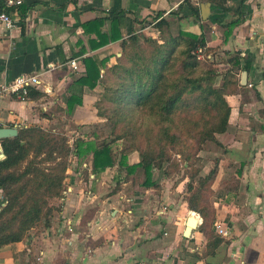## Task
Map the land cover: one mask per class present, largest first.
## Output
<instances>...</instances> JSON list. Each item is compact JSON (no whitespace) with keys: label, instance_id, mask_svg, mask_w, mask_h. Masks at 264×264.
Returning <instances> with one entry per match:
<instances>
[{"label":"crops","instance_id":"obj_1","mask_svg":"<svg viewBox=\"0 0 264 264\" xmlns=\"http://www.w3.org/2000/svg\"><path fill=\"white\" fill-rule=\"evenodd\" d=\"M113 1L22 0L11 10L15 27L0 25V87L21 75H38L40 85L31 89L43 96L23 100L0 93V129L40 126L69 133L78 126L104 123L96 116V98L87 91L82 105L71 111L67 99L83 58H109L113 64L111 57L121 55L118 42L95 48L97 28H83L105 17ZM120 1L126 12L123 38L130 30H147L150 25L145 28L143 23L152 19L153 26L162 14L174 35L204 34L211 67L232 71L238 80L235 91L225 96L230 107L227 129L216 135L218 147L214 143L207 149L219 162L217 177H234L239 185L237 193L219 189L223 196L214 205L216 224L227 230L221 236L224 242L203 255L206 241L197 228L183 237L187 219H197V214L189 210L181 191L158 182L159 188L135 185L139 169L111 187L115 168L94 174L89 157L81 165L87 179L84 170L69 167L62 197L51 200L61 208L53 214L51 227L33 230L22 242L2 248L0 264H264V0ZM204 3L210 9L206 21L201 18ZM194 8L199 18L193 16ZM109 28L106 21L102 33ZM71 60L80 64L76 73ZM221 80V75L216 78L217 87ZM138 162L133 153L127 156L129 167ZM5 203L0 191V207Z\"/></svg>","mask_w":264,"mask_h":264},{"label":"trees","instance_id":"obj_2","mask_svg":"<svg viewBox=\"0 0 264 264\" xmlns=\"http://www.w3.org/2000/svg\"><path fill=\"white\" fill-rule=\"evenodd\" d=\"M192 11L199 18L196 8ZM161 16L154 18L158 35L154 39L141 37L133 30L122 37L126 12L120 0L113 1L105 17L83 26L85 30L97 28L95 48L118 42L121 55L113 64L109 58H83L67 109L81 106L87 91L96 98V116L110 125L108 135L91 133L69 144L65 135L29 126L19 129L14 138L0 140L4 154L0 161V191L6 202L0 209V250L22 242L38 226L51 227L53 214L61 208L49 201L62 197L71 158L82 161L92 157V172L99 174L116 164L124 167L126 156L132 152L138 154L139 162L128 169V174L136 167L142 169L145 179L140 186L145 189L157 187L152 180L153 170H161L167 163L164 174L170 175L178 166L172 153L179 156L189 168L183 200L201 218L197 231L206 241L203 255L214 253L224 242L213 227L215 211L204 204L205 194L211 193L210 186L217 178L219 162L215 160L197 184L194 180L200 171L193 166L203 144L219 145L216 135L226 131L230 116L225 96L235 91L238 80L232 71L220 73L202 59L209 53L204 34L178 31L174 35ZM106 21L110 28L102 33ZM233 70L238 72L236 67ZM220 75L217 87L215 81ZM42 96L29 89L23 100ZM118 142L124 144L119 154L113 147ZM234 179L238 185L234 177L220 183L227 193V183Z\"/></svg>","mask_w":264,"mask_h":264},{"label":"rangeland","instance_id":"obj_3","mask_svg":"<svg viewBox=\"0 0 264 264\" xmlns=\"http://www.w3.org/2000/svg\"><path fill=\"white\" fill-rule=\"evenodd\" d=\"M152 22H153V20L149 19L143 23V27H145V28L149 25L150 26H149V28L147 27V30L141 31L138 33L141 37L153 38V39L158 37L156 29L154 28V26H151ZM111 58H112V61L115 62V57L112 56ZM202 59L206 60L208 63H210V60L207 59L206 56L205 57L202 56ZM142 119L146 120V118H142ZM102 121H104V123L99 124L97 126L96 125L95 126H88L86 128H83L82 126H78V127L74 128L73 130H70L69 133H67L65 131L63 132L61 130V128H58L57 131H53V129H47V131H53L57 135L67 136L68 142H69V144H71L73 142V140L75 138H77L78 136L90 135L91 133H103L104 136L108 135L110 133V125L105 120H102ZM211 144H214V143L207 142V143L203 144L200 148L198 155H197V160H196L193 167L199 169L200 172H199L198 177L194 180L195 184L198 183L199 178L205 177L208 174L209 170L214 165V159L209 154L211 152V149L207 150L208 148H210L209 145H211ZM123 146H124V144H122L121 142H118L113 147H114L115 151L119 154L118 150L122 149ZM216 147H218L217 144H216ZM203 151L204 152L206 151L207 154H205V156H203L204 158H201L200 155H202ZM132 153L138 157V161H139L138 154L136 152H132ZM132 153H130V154H132ZM130 154H128V155H130ZM119 156L117 158L118 160H119ZM127 156H126V161H125L124 167H119L116 164V166L114 167L115 169L112 170L111 175H115V179H114L111 187H115L118 184V182L121 181L120 177L128 178V176L131 175V174H128V169L130 167L127 165ZM172 157L178 161V166L176 168L172 169L170 175L166 176L164 174V172H165V169L167 168V163L164 164L163 168L161 170H157V169L153 170L152 180L155 184L157 182L163 183V185L167 188L178 189L179 191H181L180 196H183V198H185L187 196L186 190H185V186L187 183L186 176H187V171L189 170V168L186 167V164L183 163L180 160L179 156H177L175 153H172ZM88 160H89L88 158L85 160H82V161L74 159L73 163H70V167L74 168V170L77 172L84 170V174H85V171L87 169L81 168V165L84 162L87 163ZM204 161H206V163L203 164ZM135 166L136 165H133L131 167H135ZM137 169H139V172L135 173V185H137V184L141 185L145 179L143 170L136 167V168H134L132 175L134 174V172H136ZM220 177L219 178L217 177L215 179V181L211 184V186H210L211 193L208 192L207 194H205V201H204V204L206 203L208 205H211V207L215 211V213H216V209L214 207L215 202H218V199L220 198V196H223V194H220L219 189L222 190L224 193L226 192L225 189L220 185V183L225 182L228 179V178L227 179H220ZM84 179H87V174H85ZM157 187L159 188V185ZM226 187H228L230 189V192H234V193H237V191L239 189V185H237L235 183V179L233 181L228 182ZM49 204L52 205L51 200L49 201ZM195 214H197V213H195ZM216 221H217V217H216ZM216 223L217 222H215L213 227L216 225ZM40 229H41V227L38 226L34 230L37 231ZM214 230H215V228H214Z\"/></svg>","mask_w":264,"mask_h":264},{"label":"built area","instance_id":"obj_4","mask_svg":"<svg viewBox=\"0 0 264 264\" xmlns=\"http://www.w3.org/2000/svg\"><path fill=\"white\" fill-rule=\"evenodd\" d=\"M22 4V0H0V25L6 29H12L15 27V23L11 18V10L17 8ZM69 66L73 72H78L80 69V64L76 60H71ZM40 85V80L38 75H21L16 78L10 85L0 87V93H10L17 95L23 99L27 95L29 89L36 88ZM3 204L2 207H4ZM197 221L201 223V218L197 215ZM215 232L225 237L227 235V230L220 229L219 225H215Z\"/></svg>","mask_w":264,"mask_h":264},{"label":"water","instance_id":"obj_5","mask_svg":"<svg viewBox=\"0 0 264 264\" xmlns=\"http://www.w3.org/2000/svg\"><path fill=\"white\" fill-rule=\"evenodd\" d=\"M201 9V18L203 21H206L210 14L209 4L204 3L200 6ZM241 83L246 84V72H243L241 75ZM18 134L17 129L14 128H3L0 129V140L10 139L16 137ZM4 159V154L0 145V161ZM198 221L195 218L189 217L185 224V230L183 232V237L185 239L189 238L191 232L197 228Z\"/></svg>","mask_w":264,"mask_h":264}]
</instances>
